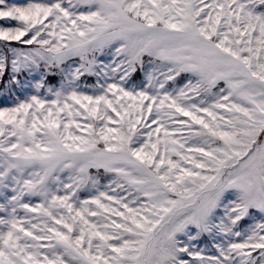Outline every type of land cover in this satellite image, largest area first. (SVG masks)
<instances>
[{"label": "snow or ice", "instance_id": "snow-or-ice-1", "mask_svg": "<svg viewBox=\"0 0 264 264\" xmlns=\"http://www.w3.org/2000/svg\"><path fill=\"white\" fill-rule=\"evenodd\" d=\"M0 21V84L34 90L0 109V264H264V0H0Z\"/></svg>", "mask_w": 264, "mask_h": 264}, {"label": "rangeland", "instance_id": "rangeland-1", "mask_svg": "<svg viewBox=\"0 0 264 264\" xmlns=\"http://www.w3.org/2000/svg\"><path fill=\"white\" fill-rule=\"evenodd\" d=\"M8 2H10V3H12V2H23V0H8ZM7 23L8 22L0 21V24H7ZM0 46H2V45H0ZM13 46H16L15 42H13ZM114 51L115 50L113 49L111 53L100 57V59L105 64L111 63V61L113 59ZM117 59H119V58L117 57ZM37 78H38V75H37ZM4 79H5V81L7 80V75L5 76ZM26 79L30 80L31 77H27L26 75H22L20 77L21 83L23 84L26 81ZM82 79L84 80V83H86L89 86L88 91H89V94H91V87L96 84L97 78L94 77V76H88V77H85V78H82ZM140 79H141V77L139 75H137L136 77L133 78L132 83H137L138 84ZM59 80H60L59 76H56L54 78L50 77L49 80H48V83L51 84L54 87H59ZM32 82L34 83L35 81H32ZM178 82H179V84L182 85L184 83L183 77L178 78ZM33 91L34 90L32 88L21 89L20 86H18V85H13V86H11L10 90H6L3 87V85L0 84V109L10 108V107L15 106V104L17 103V98L24 99L27 96L33 94ZM181 118L182 119H187V117H181ZM81 123H83V121H81ZM109 127H116V125L109 124ZM155 127H157V125L153 124L152 128H155ZM74 131H76L77 134H81V135H85V136L87 135L86 132H80L79 130H75V129H74ZM170 131H171V129H170ZM184 134L186 135L187 131H185ZM160 135L162 137L163 133L161 132ZM154 139H155V136L153 137V140ZM93 171H95V170H93ZM108 175L109 174H105V177L103 179H101V184H105L106 185L107 183H109V180L107 178ZM119 191L120 190L117 189V192H119ZM121 195H126V193H121ZM32 202L33 203H39L38 200H33ZM252 223H253V221H250V220L246 219L244 221H241L240 227H241V229H243V228L248 227ZM206 244L208 245L209 248H211V245H210L207 237L203 238L200 241V247H204ZM207 254H212V252H208Z\"/></svg>", "mask_w": 264, "mask_h": 264}]
</instances>
